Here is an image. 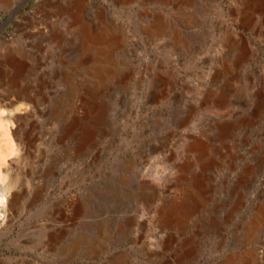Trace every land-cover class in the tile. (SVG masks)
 Wrapping results in <instances>:
<instances>
[{
    "label": "rangeland",
    "instance_id": "374dc122",
    "mask_svg": "<svg viewBox=\"0 0 264 264\" xmlns=\"http://www.w3.org/2000/svg\"><path fill=\"white\" fill-rule=\"evenodd\" d=\"M21 2L0 264H264V0Z\"/></svg>",
    "mask_w": 264,
    "mask_h": 264
},
{
    "label": "bare ground",
    "instance_id": "6f19581e",
    "mask_svg": "<svg viewBox=\"0 0 264 264\" xmlns=\"http://www.w3.org/2000/svg\"><path fill=\"white\" fill-rule=\"evenodd\" d=\"M28 0H22V4H26V2H27ZM24 4V5H25ZM21 6V5H20ZM16 102H18V101H16ZM16 102H14V103H16ZM23 105H28V104H23ZM22 107V106H21ZM21 107H19L18 108V110L19 109H22ZM23 108H24V106H23ZM25 110H26V108H25ZM15 115V114H14ZM10 117V116H9ZM91 131V130H90ZM90 133V132H89ZM6 201V198H5V194H4V192L3 191H0V203H4ZM2 215V214H1Z\"/></svg>",
    "mask_w": 264,
    "mask_h": 264
},
{
    "label": "water",
    "instance_id": "95a60500",
    "mask_svg": "<svg viewBox=\"0 0 264 264\" xmlns=\"http://www.w3.org/2000/svg\"><path fill=\"white\" fill-rule=\"evenodd\" d=\"M28 1H29V0H28ZM28 1H27V2H28ZM27 2H26V3H27ZM37 3H38V2H36V4H37ZM24 4H25V3H24ZM24 4H23V5H24ZM23 5H22V6H23ZM22 6H19V7L15 10V12L13 13V15H15V14L19 11V9H20ZM11 18H12V17H11ZM11 18L8 19L7 22H9V21L11 20Z\"/></svg>",
    "mask_w": 264,
    "mask_h": 264
}]
</instances>
